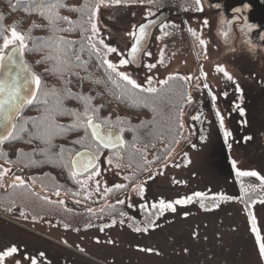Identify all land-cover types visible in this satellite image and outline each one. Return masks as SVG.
<instances>
[{"label": "rangeland", "instance_id": "1", "mask_svg": "<svg viewBox=\"0 0 264 264\" xmlns=\"http://www.w3.org/2000/svg\"><path fill=\"white\" fill-rule=\"evenodd\" d=\"M201 3L203 11L195 10L193 0L101 4L93 41L103 56L107 47L116 48L107 59L138 84L147 88L151 78L158 89L148 102L152 119L142 124L122 121L116 128L130 149L129 159L122 149L93 148L99 175L87 181V191L76 181L88 174L74 179V191H59V196L53 189L57 185L46 178L30 186L25 182L24 188L8 187L15 177L11 170L0 187V251L12 246L19 251L5 264H31L25 256L38 264H264L251 231L254 220L264 242V186L257 177L237 175L255 171L264 177V13L255 0ZM161 12L169 16L162 22L169 25L168 34L160 23L141 66L119 65L133 42L130 33ZM217 66L233 79L216 71ZM186 77L191 79H181ZM165 80L168 86L160 83ZM225 132L230 133L227 138ZM90 142L89 136L81 147L65 152L70 173V158ZM145 160L142 169L136 165ZM6 164L0 170L11 169ZM144 171L149 175L141 179ZM117 184L125 187L116 189ZM105 188L112 191L105 194ZM189 196L192 202L175 205L174 212L158 215L152 207L160 200ZM149 219L155 227L135 231ZM105 224L110 227L101 231Z\"/></svg>", "mask_w": 264, "mask_h": 264}, {"label": "trees", "instance_id": "2", "mask_svg": "<svg viewBox=\"0 0 264 264\" xmlns=\"http://www.w3.org/2000/svg\"><path fill=\"white\" fill-rule=\"evenodd\" d=\"M146 1L148 0H144ZM61 2L65 7L58 9V13L60 16L68 17L72 24L62 22L58 27L71 28V31L58 32L56 35L72 42L67 45L71 64L69 70L63 72L56 70L57 53L52 49L38 50L39 43L52 35L48 20L39 11L41 0H0V33H2L0 43L3 35H6L13 26L17 31L31 37L27 41L28 46L24 50L22 59L33 73L41 77L44 90L54 89L60 94L62 110L83 112L85 102L81 97H86L90 98L91 107L97 110L96 121L102 125L104 121H108L112 128H117L122 127L120 123L122 121L128 124L130 122L142 124L152 119L151 106L148 103L153 97L152 94L133 90L132 96L139 99L121 95L120 89L112 83V79L117 80L121 85H125V82L120 81L119 77L102 63L103 55L98 47L97 50L101 55L98 56L92 51L88 41V37L92 36L90 12L84 9V5L90 0H61ZM129 3L140 2L126 0L120 4ZM74 8L84 10L73 11ZM92 43H94L93 39ZM77 56L79 60L76 59ZM164 85L168 86L167 83ZM45 108L46 105L36 102L24 106L20 111L14 122L23 124L27 131L19 133L16 139L1 143L0 154L3 155H0V167L7 163L12 173L15 170L14 176L24 178L27 186L34 181L40 184L37 180L46 178L45 182L51 179L57 185L53 189L62 193L71 192L74 191V178L65 163V152L68 148L76 150L81 147L77 141H85L90 135L89 133L86 135L84 127H71L74 123L72 116L56 114L53 120L55 124L62 125L64 131H57L48 142H45L44 138H38L36 125L43 123ZM126 146L127 143L121 152L128 154L126 158L129 159L132 156L129 155L130 149ZM136 165H140L141 169L147 166L145 161H138ZM143 175L141 179L149 175V172L144 171Z\"/></svg>", "mask_w": 264, "mask_h": 264}, {"label": "snow or ice", "instance_id": "3", "mask_svg": "<svg viewBox=\"0 0 264 264\" xmlns=\"http://www.w3.org/2000/svg\"><path fill=\"white\" fill-rule=\"evenodd\" d=\"M112 3V4H120L122 2H126V0H90V2L84 5V9H87L90 12L89 22L91 23V32L93 36L88 37V41L90 47L93 52H95L98 56L101 53L97 50V44L92 43V39L97 32V27L95 24V16L96 13L101 6V4ZM140 3H144V0H138ZM149 4H158L159 0H148ZM65 7V5L61 2V0H41V5L39 8L40 14L44 16L48 20V26L52 32V35L44 41H41L38 45V50L43 51L45 48H50L54 52L57 53L55 59L57 61L58 72H63L64 70H69L71 67L70 58L68 55L67 45L72 43L70 41H66L63 37L56 35L58 32L62 31H71V28H60L58 25L62 22H66L69 25L72 24V21L69 20L68 17L60 16L58 13V9ZM193 7L197 11H203L201 0H193ZM81 8H74L73 11H83ZM237 11H240L237 9ZM151 14V13H149ZM153 21L149 20L147 23H144L138 27V31H134L130 33L133 37L134 42L131 45L130 51L128 53V58L121 59L119 61V65L123 66L129 63L131 60H135L137 55L141 51V45L146 36L148 35V29L152 25ZM205 26L208 25V21H204ZM169 27L168 24H161L160 29L164 32L165 35L168 33L165 31ZM189 32L195 37L201 46L206 45V41L200 39L197 33L189 29ZM2 34V33H0ZM223 35H227V33H223ZM31 37L28 34L21 33L16 30L15 26L10 30L9 35H3L2 43H0V129H3V134H0V143H4L10 139H16L21 132H26L27 129L23 124H17L14 122L16 118L19 116L21 109L26 105H32L33 103L40 102L46 105L45 108V116L43 117V123L36 125L37 127V137L44 138L45 142L50 141L51 137L56 134L57 131H64V127L62 125L55 124L53 120V116L56 114L59 115H69L73 117L74 123L71 127H84L86 131V135H88V130H90L91 142L89 144L84 145L86 150L84 152H76L70 159V167H71V175L75 179L76 177L88 173L87 179L81 181L77 180L76 182L80 184L81 188L86 189L87 181L92 180L95 176L99 175V170L95 168L94 161L97 159L96 151H98L99 147L104 148H122L124 147V141L122 137L117 135L115 139H113V135L111 132L110 122L104 121L103 125L108 127V132L106 134L101 133L102 124L96 122L95 114L96 109L91 107L90 98L81 97V99L85 102L84 111L81 113H76L72 111H64L61 108V98L60 94L56 92V90H44L42 87L41 77L36 75L31 71L28 65L23 63L21 59L19 64L17 63L16 56L17 54L22 58L24 54V50L27 48V41L30 40ZM101 45L103 41L99 42ZM117 49L113 47H107L106 53L102 58V63L107 66V69L110 72L115 73L117 77H119L120 81H124L125 85H121L117 80L112 79V83L116 85L118 89H120V94L124 96H129L132 99H139V97H133L132 91H142L147 94H156L158 89L156 87H152L151 78L148 79L147 83L149 87L145 88L142 85L138 84L135 80L131 79L126 73L118 71V66L112 63L109 59H107V53H116ZM150 55V53H149ZM79 60V57H76ZM13 67H19L20 71L23 73H27L25 76L23 83L20 82V74H13ZM150 68L155 67V65H149ZM47 71V69H46ZM216 71L223 73V75L228 79L232 80V76L224 69L223 66H217ZM202 76H205L203 72ZM177 77L169 76V80L175 79ZM181 79H191V77L181 78ZM168 81H160L161 84H166ZM29 85H31V89H29ZM127 86H130L127 87ZM205 88L208 87L207 84L204 85ZM237 91H240L237 88ZM27 92V94H24ZM215 100V96L212 97ZM188 102L190 103V97L188 98ZM241 115H243V109L240 110ZM219 116V113H217ZM35 123V122H34ZM220 126L223 128V120L220 121ZM179 128H183V124L179 125ZM42 129V131H41ZM71 130V129H69ZM123 131V129H121ZM29 135H32L29 133ZM225 137L227 138L230 133L225 132ZM203 139V137H202ZM77 143H81V141H77ZM93 148L96 151H93ZM63 151V150H62ZM139 151V150H137ZM3 155V154H0ZM117 159H119V154H116ZM30 163H34V161H30ZM108 163L111 164L112 160H108ZM145 163L147 161L145 160ZM116 167H120V164L117 163ZM233 167H235V162H233ZM11 169H2L0 170V187L3 186L2 181L5 176ZM237 175L240 177H257L261 181V186H264V177H259L258 173L255 171H238ZM98 183V182H97ZM8 187L12 188H24L25 181L20 176H15L12 183L8 185ZM116 189H121L125 187L124 185L117 184L114 186ZM98 190V189H97ZM111 188H105L104 193L107 194L111 192ZM143 187H139V193L143 194ZM55 195L59 196V190L55 191ZM196 197H201L202 193H195ZM41 199L47 200V197H40ZM51 202V201H49ZM192 202V197H186L177 199L174 202H166L164 200H160L158 205H152L154 209H157L158 215H163L165 210L175 211V205H185ZM264 203V201H261ZM58 203H63V201H58ZM79 203V201H77ZM118 203L123 204L124 201H118ZM218 206V205H217ZM111 208V205H109ZM11 207L7 209V211H11ZM91 211V209H89ZM104 211V209H101ZM21 216H24V212L21 211ZM121 216L124 215L123 212L120 213ZM186 215V214H185ZM115 221H113V224ZM123 223V221H121ZM252 227L251 231L256 234V242L259 246V255L262 259H264V242H261V237L257 231L254 220L251 221ZM147 226L141 229L140 227L135 228V231H148L149 227H155V221L149 219L146 222ZM67 227V225H66ZM110 227V225L105 224L102 226L101 231L104 228ZM98 242V241H97ZM112 243V241H109ZM19 249L16 246L9 247L3 251H0V264H5V260L8 257H13ZM83 251V249H80ZM141 251H152L151 249H141ZM187 251V250H185ZM41 256L44 254L41 253ZM24 259L30 260L31 264H38L35 258H31L25 256ZM15 264H21V261L17 260Z\"/></svg>", "mask_w": 264, "mask_h": 264}, {"label": "water", "instance_id": "4", "mask_svg": "<svg viewBox=\"0 0 264 264\" xmlns=\"http://www.w3.org/2000/svg\"><path fill=\"white\" fill-rule=\"evenodd\" d=\"M211 1H214V0H211ZM256 1V3H257V5L259 6V8L262 10V12L264 13V0H255ZM168 18V15L166 14V13H164V12H162V13H160V14H158L156 17H154V18H152V19H149V20H151V21H153V23H152V25L149 27V29L147 30L148 31V35L146 36V38L144 39V41L142 42V45H141V51H140V53L137 55V57H136V59L135 60H131L130 62H129V64L133 67V68H139L140 66H141V62H142V55H143V52L147 49V47H148V45H149V43H150V39H151V36H152V33H153V31H154V29L162 22V21H164L165 19H167ZM149 20H147V21H145V22H143L142 24H144V23H147ZM142 24H140V25H142ZM139 25V26H140ZM139 26H137V28L135 29V31H138V27ZM133 42H134V40H133ZM132 42V43H133ZM132 45V44H131ZM130 48H131V46L129 47V49H128V51H127V58H128V53H129V51H130ZM16 59H17V63L19 64V62H20V60L22 59L18 54H17V56H16ZM23 60V59H22ZM23 63L25 64V62H24V60H23ZM16 73H19L20 74V82L21 83H23V80H24V78H25V76H27V73H23V72H21L20 71V68L19 67H13V74H16ZM29 87V89H31V85H29L28 86ZM24 94H27V92H25ZM24 108V107H23ZM22 108V109H23ZM21 109V110H22ZM97 122V121H96ZM99 123V122H98ZM88 132H89V135H90V130H88ZM108 132V127H105V126H103L102 125V127H101V133L102 134H106ZM111 132H112V135H113V139H115V137L117 136V135H119L120 137H122V139H123V141L125 142V139H124V137H123V135L121 134V132L118 130V129H116V128H111ZM0 134H3V129H0ZM263 140H264V135H263ZM0 145H1V143H0ZM124 147H125V143H124ZM124 147H122L121 149H123ZM101 149H103V150H105V151H113V150H115V149H118V148H111V147H109V148H104V147H100ZM86 149L84 148V149H80L79 151H77V152H84ZM74 155V154H73ZM72 155V156H73ZM97 156V155H96ZM71 159V158H70ZM98 162H99V160H98V156H97V159L94 161V164H95V168L97 167V165H98ZM69 165H70V161H69ZM71 168V167H70ZM72 171V170H71ZM86 174H88V173H84V174H82V175H80V176H78V177H81V176H84V175H86Z\"/></svg>", "mask_w": 264, "mask_h": 264}]
</instances>
